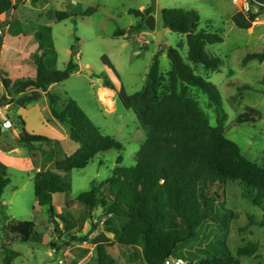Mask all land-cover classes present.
I'll use <instances>...</instances> for the list:
<instances>
[{
    "label": "rangeland",
    "instance_id": "1",
    "mask_svg": "<svg viewBox=\"0 0 264 264\" xmlns=\"http://www.w3.org/2000/svg\"><path fill=\"white\" fill-rule=\"evenodd\" d=\"M17 3L21 5L17 18L22 20L26 17L29 20L24 29L34 35H44L42 41L48 50L45 58L48 69H63L77 52L80 56L76 54L75 60L92 72H75L68 81L54 85L52 93L60 98L59 105L69 98L75 100L102 133L121 142L124 149L100 153L85 169L70 173L72 189L55 195V216L49 207H39L36 202L35 170L28 150L19 147L23 154L14 155V163L0 158V172H8L11 178V184L0 199V264H3L4 244L1 230L8 220L13 219L31 221L36 225V232L28 242L15 241L12 244V249L19 254L13 264H96V240L111 245L109 253L120 264H127L126 249L117 244L118 236L109 231L119 228L120 221L125 223L127 220L116 215L107 218L111 215L108 209L114 205L115 199L109 185L104 182L119 166L120 157L123 158L121 166H135L136 155L146 139L127 97L143 89L147 73L158 54L163 74L171 69L167 56L171 49H178L187 59L186 36L168 31L161 43L151 31L131 34L129 38L114 37L117 30H128L139 21L130 14V10L149 9L151 0H18ZM39 3L43 6L39 7ZM158 3L162 9L197 11L201 18L199 29L209 27L223 37L222 43L207 46L209 53L224 61L221 71L209 74L198 68L197 73L212 82L222 95L223 108L228 114L226 137L239 145L248 160L263 165L264 62L244 64L243 60L248 54L264 52V13L258 16L250 29L241 30L231 20L234 7L223 0H158ZM93 7L97 8V12L85 17L84 14ZM237 10L241 12L238 7ZM58 11L67 12L69 19L59 21L56 17ZM249 11L257 13L259 9L250 6ZM24 13L26 16H23ZM24 49L22 53L27 54L22 69L16 70L10 63L6 65L9 68L6 73L13 81L36 75L31 55L38 51V44L33 39L26 43ZM1 74L5 76L4 72ZM105 77L127 97H122L118 90H107L109 88L103 83ZM35 94H26L19 102H26ZM190 95L199 102L211 125L217 126V113L208 97L195 88L190 89ZM4 107H0V115ZM251 109L260 112L261 117L256 122L237 124L238 117ZM32 116L33 121L29 120V123L31 127H36L38 121L34 114ZM0 145L8 148L11 144L5 138ZM52 166L54 170L55 166ZM93 185H101L98 194L101 203L91 210L78 197L90 191ZM125 199L124 195L120 203H124ZM60 206L63 207L61 212ZM115 208L118 209V206ZM216 212L221 216L220 223L205 222L198 231V241L179 249L176 252L178 258L191 264L190 257L204 258L207 248L220 250L226 243L240 264H264V227L249 225L251 217L257 222L264 219V209L244 199L240 187L229 182ZM249 242L259 243L257 254L238 257L239 249ZM135 264L145 262L137 256Z\"/></svg>",
    "mask_w": 264,
    "mask_h": 264
},
{
    "label": "trees",
    "instance_id": "2",
    "mask_svg": "<svg viewBox=\"0 0 264 264\" xmlns=\"http://www.w3.org/2000/svg\"><path fill=\"white\" fill-rule=\"evenodd\" d=\"M248 2L252 7H257L259 12H236L231 20L241 30L250 29L258 16L264 13V0ZM17 7L12 0H0V16ZM96 12L97 8L93 7L84 16ZM152 13V8L145 11L130 10V14L136 16L139 22L128 30H117L114 37H124L146 28L145 20ZM163 15L164 27L186 36L187 59L182 57L178 49H171L167 55L171 69L163 74L160 54L154 58L145 86L128 97L129 107L145 132V142L136 155L134 167L121 166L123 158L120 157L119 166L104 182L109 185L115 199L108 211L127 220L119 228L109 230L110 233L118 236L119 245L141 246L146 264H165L170 258H178L176 252L179 249L198 241V231L205 222L219 224L221 216L216 208L224 199L225 186L229 182L240 187L244 199L264 209V163L258 165L248 160L239 145L226 137L228 114L223 108L222 95L212 82L197 73L198 68L209 74L221 71L224 61L209 53L207 46L222 43L223 37L209 27L200 30L201 18L195 10L163 9ZM56 17L63 21L70 16L67 12L58 11ZM43 36L36 34L39 48L32 55L36 76L12 81L0 73L6 91L0 101L6 100L10 105L15 97L29 91L36 94L28 101L37 100L40 93L46 94L52 117L68 130L69 138L78 145L73 154L56 161L57 153L52 146L58 142L43 135L30 134L20 116L15 120L16 127L20 129L17 146L27 149L33 160L42 162V169L36 173L34 180L36 202L39 207H49L55 216L53 197L71 191L69 174L85 169L100 153L112 149L122 151L124 146L112 136L102 133L72 98L60 107V98L51 93L49 88L53 84L68 81L78 71L79 65L75 55H72L63 69H48ZM251 61L263 63L264 52L248 54L243 63ZM103 79L105 87L116 91L107 77ZM191 88L201 91L215 107L217 126L211 125L199 102L190 95ZM260 117V112L251 109L239 116L236 123L248 124ZM6 118L11 119V116L6 115ZM54 161L55 169H46ZM9 175L5 171L0 172V199L11 184ZM101 185H93L78 200L91 210L97 208L101 203L98 197ZM124 195L126 199L120 203ZM249 225L264 227V219L257 222L251 217ZM35 232L36 225L31 221L8 220L1 230L4 241L3 264H13L19 256L12 249V244L15 241L28 242ZM110 247L107 242L96 240V264H118L109 253ZM258 251L259 243L249 242L239 249L237 255L253 257ZM189 259L191 264H240L226 243L220 250L207 248L204 258L193 256Z\"/></svg>",
    "mask_w": 264,
    "mask_h": 264
},
{
    "label": "crops",
    "instance_id": "3",
    "mask_svg": "<svg viewBox=\"0 0 264 264\" xmlns=\"http://www.w3.org/2000/svg\"><path fill=\"white\" fill-rule=\"evenodd\" d=\"M12 1L14 4H17V6H18L17 9H13V10L3 14L2 16H0V73L4 72L5 77H7V78H9L8 77L9 75L6 72L9 71V68H7L6 65L10 63L13 65V67L16 70L22 69L23 68V59L25 57V54H27V52L22 53L23 51H25V49H24L25 45L27 42H31L33 39L36 41V35H34V33H32V31H28V30L24 29V27L29 24V20L26 17H22V20L17 18V12L20 10L21 5H18V3H17L18 0H12ZM223 1L231 4L234 7V10H233L234 13L231 15V18H232V16L238 11L237 6L233 3L232 0H223ZM41 6H43V4L39 3V7H41ZM146 9H147L146 7L143 8V11H145ZM23 16H26L25 13ZM163 28H164V26H163ZM147 31H149V30L146 27V28L141 29V31L135 32L133 34H139V33L144 34V33H147ZM168 31H171V30L170 29L167 30L166 33ZM151 33H153V32H151ZM166 33H165V35H166ZM153 34L156 36L155 33H153ZM128 35H131V34H128ZM128 35L124 36L123 38H129ZM38 48H39V45H38ZM144 48H147V44H144ZM46 51H48V50L46 49ZM31 57H32V55H31ZM46 57H47V52H46L45 58ZM33 63H34V61H33ZM45 63H46V60H45ZM76 63L79 65V69L76 72H84V71L88 70L85 67H83L80 63H78L77 61H76ZM34 77H29V78H34ZM23 79H27V78H23ZM54 85H56V84H53L49 88V91L51 93H52V89H53ZM107 90L114 92L110 89H107ZM116 90H118L121 93V91L117 87H116ZM31 93H34V91H29L26 94H31ZM5 94H6V91H5V88H4V86L1 82V79H0V98L2 96H4ZM26 94L19 95L16 98L15 103L13 102L10 105H6V107H4V109L1 111V113L5 116L10 115L11 116L10 120L13 123L15 122L16 118L20 116L21 118H23V120L25 119L24 120L25 124H26L25 128L30 134L33 133L35 135H43V136L45 135L46 137H48L54 141H57L58 143H56L52 146V147H54V149L57 153L56 161L61 160L64 157L73 154L77 150L78 145L75 142L74 143L76 145H74L72 143L73 141L69 138L68 130L62 124H60L57 120H55L52 117L49 100H48L46 94L40 93L39 98L37 100L23 102L24 106H21L22 102H19V100L22 97H24ZM121 95H122V97L126 96L125 94L123 95V93H121ZM128 97H127V100H128ZM60 107H62V105ZM32 114H34V116L36 117V120L38 121V125L36 127H31V125L29 123L30 122L29 120L33 121ZM19 130L20 129H18L15 126V123H14L13 129L8 130V131L3 130L4 137L7 138V141L11 145L8 148H6V146L1 147V145H0V158L4 157L7 160V162H9V163L15 162L14 158H13L14 155H22L23 154V152L20 150V148L17 146V144L13 145L14 140L17 141L16 139L19 135ZM0 143H1V141H0ZM62 155H63V157H60ZM29 156H30V154H29ZM30 158H31V156H30ZM30 162L34 165V170H35V175H36V173L42 169V162L40 160H33L32 158H31ZM55 163L56 162L54 161L53 163L48 165L46 167V169L52 170L51 169L53 167L52 165L55 166ZM54 198H55V195L53 197V200H54ZM2 204H3V202H2ZM62 208H63L62 206L59 207L60 212H61ZM110 216H114V214L107 216V218H109ZM116 217H119V216H116ZM120 222L121 223H119V225H121L123 223L122 221H120ZM120 246H122V245H120ZM122 247L125 248L127 251V264H135V259L137 258V256H139L141 259H143L141 246L130 245V246H122ZM54 248H56V247H54ZM93 250H94V247L92 248V251H90V259H91V256L93 255ZM81 261L83 262L84 260L81 259ZM117 262H118V264H120L119 261H117Z\"/></svg>",
    "mask_w": 264,
    "mask_h": 264
},
{
    "label": "water",
    "instance_id": "4",
    "mask_svg": "<svg viewBox=\"0 0 264 264\" xmlns=\"http://www.w3.org/2000/svg\"><path fill=\"white\" fill-rule=\"evenodd\" d=\"M151 8L153 13L150 14L146 20H145V25L147 29L153 33L156 34L157 39L159 42H163L165 40V33L169 28L164 27L165 24V19L163 15V9L161 8L160 4L158 3V0H151ZM74 55H76V52H74ZM88 73H92L89 69L86 70ZM8 105V101L6 100H1L0 101V107ZM0 139L4 142L5 137L3 133V128H2V121L0 119ZM18 144L17 141L14 140L13 145Z\"/></svg>",
    "mask_w": 264,
    "mask_h": 264
},
{
    "label": "built area",
    "instance_id": "5",
    "mask_svg": "<svg viewBox=\"0 0 264 264\" xmlns=\"http://www.w3.org/2000/svg\"><path fill=\"white\" fill-rule=\"evenodd\" d=\"M233 3L239 8L241 12H249L250 10V3L248 0H232ZM80 56V53H77V57ZM0 119L2 121V128L4 131H8L14 128L13 122L6 118L4 115H0ZM165 264H187L185 260L182 258H170L168 259Z\"/></svg>",
    "mask_w": 264,
    "mask_h": 264
}]
</instances>
